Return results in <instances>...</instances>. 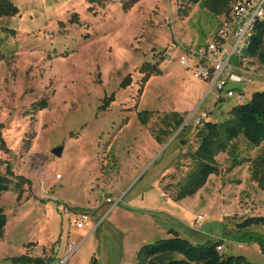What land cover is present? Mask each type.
I'll use <instances>...</instances> for the list:
<instances>
[{"label":"rangeland","instance_id":"obj_1","mask_svg":"<svg viewBox=\"0 0 264 264\" xmlns=\"http://www.w3.org/2000/svg\"><path fill=\"white\" fill-rule=\"evenodd\" d=\"M9 1L19 14L0 17V175L10 168L14 178L0 195L8 219L0 264L26 253L53 260L60 247L63 256L75 208L90 215L85 229L95 233L72 264H142L143 246L170 238L222 241L226 256L264 264L259 245L227 235L235 221L264 216V189L251 178L264 143H232L217 157L219 174L194 197L174 202L165 194L190 170L183 154L198 147V119L227 120L240 104L228 90L244 94L243 103L264 91V66L256 60L234 59L222 93L195 76V60L191 69L180 63L214 42L230 19L189 0ZM74 13L81 23L67 24ZM143 111L154 113L144 127L137 117ZM171 112L184 116L186 131L156 145L153 131ZM19 177L30 184L17 188ZM166 214L188 215L192 230ZM198 216L203 221L193 227ZM253 231L264 235V227Z\"/></svg>","mask_w":264,"mask_h":264},{"label":"trees","instance_id":"obj_2","mask_svg":"<svg viewBox=\"0 0 264 264\" xmlns=\"http://www.w3.org/2000/svg\"><path fill=\"white\" fill-rule=\"evenodd\" d=\"M102 2L104 0H89V3ZM191 4L203 3L204 6L214 16H227L231 19L232 8L237 0H189ZM19 10L9 1L0 0V17H15ZM80 18L74 13L67 24L79 25ZM60 26H66L61 22ZM243 58L258 61L264 66V19L257 20L253 25L250 44L246 49ZM2 58H0L1 62ZM154 75H159L160 70H154ZM39 110L46 108V102L37 104ZM154 113L143 111L137 114L141 126H147ZM185 118L178 112L166 114L160 122L159 129L153 131V137L158 145H163L165 140L178 130L181 134L186 131L184 126ZM184 126V127H183ZM196 133L198 147L194 151L183 154L184 158L191 161L190 170L178 181L174 188H165V194L169 191L168 198L174 202L194 197L209 182L210 178L219 174V164L217 157L226 153L232 143L241 137L252 146L259 147L264 143V91L256 92L252 95L248 103L240 102L233 107L229 113V118L224 122L217 123L210 119L204 120ZM0 132V144H3ZM9 175H0V195L10 191L11 178L13 172L8 168ZM251 178L257 182L261 189H264V153L258 156L251 167ZM21 184L29 183L24 178H17ZM30 184V183H29ZM167 195V194H166ZM72 211H84L75 208ZM8 219L0 206V240L3 238ZM235 233L227 234L229 238L241 244H257L261 248L264 256V235L253 231L254 228L264 227V216H248L234 223ZM223 247V242H207L205 244H194L181 238H170L159 240L153 244L145 245L139 252L142 264H255L246 257H229L223 251H218V247ZM13 264H49V261L41 258H30L21 256L10 259ZM95 264V262L93 263Z\"/></svg>","mask_w":264,"mask_h":264},{"label":"built area","instance_id":"obj_3","mask_svg":"<svg viewBox=\"0 0 264 264\" xmlns=\"http://www.w3.org/2000/svg\"><path fill=\"white\" fill-rule=\"evenodd\" d=\"M264 19V0H243L233 5L231 19L218 32L214 42L206 48L197 52H189V57L183 56L180 60L182 66L191 69L189 59L195 60V76L198 79L210 81L211 87L222 93L228 86L230 75L233 71L232 62L234 59L240 60L250 44V37L253 25L257 20ZM246 80V78H243ZM250 81V79H249ZM238 95L239 101L245 99L244 94H237L235 90H228L227 97L232 98ZM205 114L198 119V124L207 120ZM113 203L112 200H108ZM121 201L114 203V208ZM73 224L79 230H84L90 224V215L80 211L72 215ZM203 220L198 216L196 226ZM81 244L71 242L61 264H72L74 256L77 254ZM218 251H223V247H218Z\"/></svg>","mask_w":264,"mask_h":264},{"label":"crops","instance_id":"obj_4","mask_svg":"<svg viewBox=\"0 0 264 264\" xmlns=\"http://www.w3.org/2000/svg\"><path fill=\"white\" fill-rule=\"evenodd\" d=\"M235 90V89H234ZM245 96V95H244ZM211 109H213V107H211ZM205 114H203L202 116H204ZM209 119V118H208ZM140 124V123H139ZM141 125V124H140ZM142 127H144V126H142ZM151 139H153V138H151ZM153 141H154V143L156 144V145H158V143L156 142V140L155 139H153ZM59 179H60V176H59ZM211 179V178H210ZM60 180H62V179H60ZM167 197V196H166ZM167 199H169L168 197H167ZM171 200V199H170ZM187 214H189L188 212H187ZM170 219H173V221L174 222H176L177 223V226L178 227H181V228H183V227H186V228H189L188 227V223H189V220H188V215H185V216H182V215H177L176 217L175 216H173V215H171V214H166ZM225 217H228V215H226V216H224L223 218H224V220H225ZM194 218V224H193V227H195L196 226V220H197V218L196 217H193ZM203 221V220H202ZM202 221H201V223H202ZM201 223L199 224V226L201 225ZM173 229V228H172ZM189 229H191V228H189ZM192 230V229H191ZM170 231H172L171 229H169L168 230V232H167V234H172V232H170ZM83 234H85V236L83 237V238H81V240H79L78 239V237H80V235H82V233ZM81 233V234H80ZM94 233H95V230H93V227H90V228H88V229H84V230H79V229H77L76 228V226H74V233H73V235L71 236V240H76L77 242H80V243H78V244H81V246L86 242V240L91 236V235H94ZM235 233V232H234ZM233 233V234H234ZM80 234V235H79ZM68 235V234H67ZM76 235L78 236V237H76ZM228 236H230V235H228ZM6 237V232L4 233V236H3V238L0 240V242L1 241H3L4 240V238ZM69 235H68V239H69ZM70 240V239H69ZM72 241V242H73ZM56 242V241H55ZM55 242H53V243H55ZM236 242V241H235ZM53 243H50L49 245L51 246ZM238 243V242H237ZM241 244V243H240ZM49 245H46V246H40V247H42V248H44V247H49ZM249 245V244H248ZM251 245V244H250ZM252 245H257V244H252ZM5 247H7L6 246V244H5ZM4 247V248H5ZM223 249H224V251H225V246L223 245ZM62 250V248L60 247L55 253H56V255H55V257H53V260L52 259H50V258H48L46 255L45 256H39V257H37V258H41V259H45L46 261H49V264H61V262H62V260H63V258H64V256H65V251H64V254H63V256H60V253L62 252L61 251ZM30 253V252H29ZM24 256H28V257H30V258H33L32 257V255H28L27 253H26V255H24ZM11 258H16V257H7V258H4L5 260H10ZM33 259H36V258H33Z\"/></svg>","mask_w":264,"mask_h":264},{"label":"water","instance_id":"obj_5","mask_svg":"<svg viewBox=\"0 0 264 264\" xmlns=\"http://www.w3.org/2000/svg\"><path fill=\"white\" fill-rule=\"evenodd\" d=\"M184 126H186V124H185ZM184 126H183V127H184ZM63 150H64L63 147L57 148L56 150H54L53 154H54L56 157L60 158V157H62V155H63Z\"/></svg>","mask_w":264,"mask_h":264}]
</instances>
